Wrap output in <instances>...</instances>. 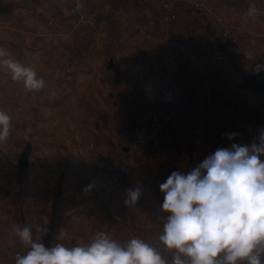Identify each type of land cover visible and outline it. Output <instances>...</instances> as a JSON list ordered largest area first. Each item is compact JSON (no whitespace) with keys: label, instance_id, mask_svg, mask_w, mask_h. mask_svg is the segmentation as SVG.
<instances>
[{"label":"crops","instance_id":"obj_1","mask_svg":"<svg viewBox=\"0 0 264 264\" xmlns=\"http://www.w3.org/2000/svg\"><path fill=\"white\" fill-rule=\"evenodd\" d=\"M118 1L81 0L82 8L104 26L107 38L97 40L95 52L88 58L74 56L73 74L69 75L72 83L64 80L68 78L66 70L62 82L55 86L48 83L36 110L33 96L26 99L24 135L31 152L27 167L16 168L24 182L6 189L13 192V200L0 199V250L5 247L11 259L15 253L27 251L10 234L13 224L46 228L39 234L41 242L51 231L49 248L56 243L68 247L85 244L97 232H105L121 244L129 234L145 239L160 234V217L166 214L160 210L164 197L159 185L172 172L187 173L212 154L211 144L201 141L199 132L213 120L230 146L250 145L257 128L264 127V69L254 71L256 64L264 63V46L250 38L231 55L221 52L218 44H222L207 33L201 42L202 90L183 96V129L174 136H163L161 153L145 151L126 172L121 186H108L104 174L88 171V154L79 155L77 147L92 142L99 155H127L131 127L146 118L148 106L160 111L170 106L159 93L164 80L180 75L181 69L174 55L167 52L194 42L167 40L179 24L163 22L158 0H125L121 5ZM201 1L225 22L224 14L235 12L239 5V0ZM32 2L8 0V7L0 6V48L9 45L15 51L22 45L18 37L38 36L37 23L30 22L40 15L60 16L49 4L40 7ZM5 20L9 21V40L2 36ZM52 26L59 34V22ZM210 29L206 24L204 30ZM245 54L255 61L246 59ZM110 61L112 67L107 69ZM233 133L229 139L227 134ZM135 188L141 189V195L137 204L129 207L125 204L127 190ZM39 235L34 232V239Z\"/></svg>","mask_w":264,"mask_h":264},{"label":"clouds","instance_id":"obj_2","mask_svg":"<svg viewBox=\"0 0 264 264\" xmlns=\"http://www.w3.org/2000/svg\"><path fill=\"white\" fill-rule=\"evenodd\" d=\"M259 14L250 0L245 22ZM246 59L255 61L251 54ZM0 69L22 83L27 92H40L45 81L35 69L0 48ZM264 63L256 64L259 73ZM12 117L0 110V143L11 135ZM229 135V139L235 136ZM259 143L218 148L195 169L172 172L159 185L160 210L166 215L158 235L159 246L140 238L121 244L105 232L90 242L68 247H45L37 224H13L10 234L27 249L15 253L14 264H264V129ZM141 189H128L125 204L136 205ZM35 234L39 239H34Z\"/></svg>","mask_w":264,"mask_h":264},{"label":"rangeland","instance_id":"obj_3","mask_svg":"<svg viewBox=\"0 0 264 264\" xmlns=\"http://www.w3.org/2000/svg\"><path fill=\"white\" fill-rule=\"evenodd\" d=\"M79 1L81 3V0ZM124 1L125 0H119L118 3L121 5ZM133 1L134 0H131V2ZM158 1V7L160 8V0ZM0 2L2 8L9 6L8 0H2ZM32 4L40 7H46L49 4L50 8L60 12V16L52 14L40 15L39 18H37V21L34 20V22H30L34 24L37 23L35 24V29L39 31L38 36L33 37V39L30 36L18 37L19 42L22 45H20L15 51L10 48L9 45L2 47L10 54L12 53V58L16 59L18 62L33 67L38 76L42 77L45 81L44 89L40 92H29L31 94H28L29 96H27V92L22 83L13 82L10 73L4 69H0V110L6 111L12 117L11 135L8 142L0 143V199H3L4 201L8 200L7 202L13 200L15 196L13 195V192L8 193V190L6 191V189L16 188V186L24 182H22L17 176V169L15 166L20 153L27 142L24 135L26 99L28 100L33 96L36 110V107H39L43 90L47 89L46 87L48 83H50L49 86H51L62 82V78L67 72L66 70H68V73H66L67 75L65 76L68 78L72 76L74 70V56L81 55L83 58L82 60H84L93 55L95 52V44L98 40L95 39L93 41L94 45L90 47V44L84 40L79 30L75 27L74 20L71 18L68 9L63 5L62 0H47V2L46 0H33L31 5ZM238 4L235 12L224 14L227 23L233 24L238 33L243 35L241 43L251 38L253 40H258L264 46V0H256L259 14L254 18H248L247 22H245V18L250 0H239ZM61 10H66L67 13L62 12ZM85 13L92 15L86 11ZM3 17L8 18V16ZM57 22L60 24L59 34H56V30H53L56 27L52 26ZM4 24L5 29L2 31V36L5 40H9V21L5 20ZM50 24L52 25L50 26ZM172 24H179V27H177L176 32L172 37L170 35L168 36V41L172 40L174 43L175 40H182L186 43L193 40L194 42L187 47H184V49L177 48V51L175 52L173 47H171L172 51L167 52L174 55L175 63H177V66L181 69V74L173 78L165 79V82L162 85H164L163 87L169 85L170 87L179 90L183 96L184 94L195 90L200 94V91L202 90L201 67L203 59V47L201 42L207 37V33L211 34V37L214 36L217 39L218 24L215 21L214 15L195 11L190 3L179 5L177 20L174 23H171V25ZM206 24L211 26V29L209 30L210 32L204 30ZM256 24H259L261 28L256 29ZM25 37L29 38L27 43H25ZM106 38L107 37H103L99 40H104ZM63 72H65L64 75H62ZM68 78L65 79L64 77L65 82L72 83L71 77ZM71 86L73 85L71 84ZM70 90H72V88ZM15 120L17 123H14ZM182 129L183 127L180 125L177 128L168 130L165 134L168 136H174L176 132L181 131ZM262 129H264V127L257 128L256 139L254 137V141L258 143V137ZM6 252L5 247L0 250V264H13L14 259H11Z\"/></svg>","mask_w":264,"mask_h":264},{"label":"built area","instance_id":"obj_4","mask_svg":"<svg viewBox=\"0 0 264 264\" xmlns=\"http://www.w3.org/2000/svg\"><path fill=\"white\" fill-rule=\"evenodd\" d=\"M63 5L68 9L71 18L74 20L75 27L79 30L84 40L92 47L95 39L107 37L104 26L99 23L93 15H88L82 8L79 0H62ZM190 3L194 10L202 11L206 14L213 15L212 9L201 0H160V9L162 20L165 24L174 23L178 17V7L180 4ZM218 24L217 39L225 47V50L234 55L243 37L238 33L233 24L225 22L220 16H214ZM161 91L169 98L170 106L167 110L160 111L153 105L147 108V116L144 120L136 122L131 129L128 154L125 156L110 157L99 155L95 152L92 142L86 146H78L79 155L88 154L85 159V165L88 171H97L106 176L108 186H121L126 179V172L132 168L139 157L147 150L157 154L164 149L162 138L170 130L180 126L181 114L184 110V98L179 90L166 86ZM199 139L207 141L212 146V154L221 147L230 148L228 141L222 132L211 120L207 126L199 132ZM257 143L253 141L252 143ZM264 160V157H261ZM158 233L154 237L145 239L138 234H129L123 239L122 244L131 238H140L149 244L159 246Z\"/></svg>","mask_w":264,"mask_h":264},{"label":"water","instance_id":"obj_5","mask_svg":"<svg viewBox=\"0 0 264 264\" xmlns=\"http://www.w3.org/2000/svg\"><path fill=\"white\" fill-rule=\"evenodd\" d=\"M218 48L221 52H224L225 51V48L218 44ZM112 67V61H110L107 65V69H110ZM162 100L170 105V100L169 98L162 92L159 93ZM31 152V144L30 143H26L22 149V152L17 160V163H16V168L19 169V170H24L26 167H27V162H28V157H29V154ZM50 238H51V231H48L46 234L43 235L42 237V243L45 245V247L49 248L50 246Z\"/></svg>","mask_w":264,"mask_h":264}]
</instances>
